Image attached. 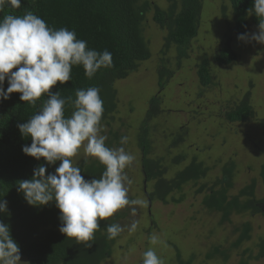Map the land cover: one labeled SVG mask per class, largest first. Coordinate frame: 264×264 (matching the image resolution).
Masks as SVG:
<instances>
[{
	"label": "rangeland",
	"instance_id": "obj_1",
	"mask_svg": "<svg viewBox=\"0 0 264 264\" xmlns=\"http://www.w3.org/2000/svg\"><path fill=\"white\" fill-rule=\"evenodd\" d=\"M139 1L151 5L144 28L151 58L140 64L128 79L115 84L117 113L110 126H103L102 134L107 138L111 133L129 138L127 144L115 143L114 146L124 147L136 156L134 164L126 169L133 180L129 197L146 199L148 206L137 207L135 217L130 209H126L127 217L122 219L121 225H128L135 219L139 221L138 228L135 232L126 230L120 234L112 255L103 264H143V253L150 247L165 264H178V252L184 261L193 259V264H240L243 259L248 264H264V259L254 261L250 260V254L244 255L245 251L256 255L254 247L264 237V216H234L232 223L221 225V215L206 210L203 206L205 194L197 193L202 186L212 187L222 179L225 167L233 163L235 171L230 195H237L255 182L256 199H264L260 177L264 136L259 124L264 120V44L238 39L229 0H204L198 36L179 65L177 47L171 46L165 51L167 31L160 28L154 17L155 8L167 11L173 2L180 3L181 0ZM258 31L259 26L250 23L246 33ZM227 45L239 58L229 66H219L215 57ZM204 61L209 63L213 78V85L208 88L201 85L198 76L199 66ZM162 62H166V68L173 73L163 90L159 87ZM247 96L254 118L244 123L228 122L226 113L235 110ZM154 97L161 101L162 114L149 125L151 158L163 161L167 169L165 179L172 180L195 159L210 170L204 180L172 193L167 202L149 200L148 195L154 191L155 184L145 181L142 152L138 146L140 125ZM179 137L183 141L174 146ZM181 156L183 161L173 165V160ZM90 158L81 149L73 160L79 166ZM173 199L181 202L175 203ZM245 223L252 227L251 240L232 249L239 237L236 229ZM153 234L159 235L161 242L157 245L150 244L149 237ZM217 248L228 251L230 259L224 262L217 256L207 260ZM21 261L22 264L25 262Z\"/></svg>",
	"mask_w": 264,
	"mask_h": 264
},
{
	"label": "trees",
	"instance_id": "obj_2",
	"mask_svg": "<svg viewBox=\"0 0 264 264\" xmlns=\"http://www.w3.org/2000/svg\"><path fill=\"white\" fill-rule=\"evenodd\" d=\"M204 0H181L173 2L169 9L155 8L154 21L162 30L167 31L165 39V51L171 46L178 49V61L187 57V50L191 42L197 38L200 27V19ZM235 21L237 35L245 34L249 24L259 26L260 20L249 10L253 8V0H229ZM150 3L140 4L139 0H21V6H11V0H3V8L0 10V20L7 15H25L32 11L40 16L49 27L54 29L68 28L74 30L78 39L85 40L90 49L112 54V65L102 68L93 78L85 75L82 66H73L71 80L65 84H57L51 91L59 90L62 98L71 96L75 99L76 89L99 87L100 95L104 101V113L102 125L110 126L113 115L118 109V95L115 84L128 79L137 71L140 64L151 58V51L144 36L146 16L150 10ZM165 54V53H164ZM237 53L227 45L215 57V63L219 66H229L238 60ZM162 62L159 68V87L165 89L172 72ZM198 76L203 87L213 85V78L209 63L204 61L199 66ZM7 79L4 89L8 87ZM44 96L37 101L33 108L29 103L20 100L19 93L11 94L6 101H0V198L7 202V211L0 213V221L10 227L12 239L20 248L21 260L27 264H103L113 253L120 235L109 239L106 228L115 222L121 224L127 217V208L118 211L113 217L100 221V230L95 233L94 239L88 242H77L67 238L59 229L61 226L60 211L55 201L46 206L29 205L22 192L18 191V182L33 178V170L43 165L48 174H54L60 161L48 164L43 158L37 160L23 153L22 148L31 144L30 137H24L17 125L25 123L33 115L37 114L44 100ZM245 97L235 110L226 113V119L230 123H244L254 118V111ZM161 101L154 97L150 102L145 120L140 125L138 133V146L142 152V172L147 183H154V191L149 200L167 202V198L174 192H181L188 184H198L204 180L209 169L203 163L193 160L184 170L178 172L168 181L165 179L166 168L161 159L151 158V142L149 140V125L153 119L162 114ZM74 109L66 105V115L70 116ZM260 128L264 136V120L260 121ZM118 134H112L106 141L110 148L114 144H120ZM183 141L178 138L174 146ZM75 158V157H74ZM73 158V159H74ZM183 157L173 160V165L183 161ZM85 180L99 179L104 166L94 157L84 160L78 166ZM235 165L228 164L223 170V178L217 180L212 187L202 186L197 193L205 194L203 206L210 213L221 215L220 224L232 223V217L251 215L264 216V199H256V183L253 182L242 189L237 195H230L233 189ZM264 185V163L260 174ZM175 203L181 201H175ZM150 202V203H151ZM238 240L232 245V249H238L244 243L251 240L252 227L245 223L236 229ZM256 255L251 251L250 260L260 261L264 259V237L259 240L256 247ZM219 256L224 262L230 259L228 251L215 249L207 256L212 260ZM178 264H193V259L184 261L180 253H177ZM240 264H248L242 260Z\"/></svg>",
	"mask_w": 264,
	"mask_h": 264
},
{
	"label": "clouds",
	"instance_id": "obj_3",
	"mask_svg": "<svg viewBox=\"0 0 264 264\" xmlns=\"http://www.w3.org/2000/svg\"><path fill=\"white\" fill-rule=\"evenodd\" d=\"M11 6L19 8L21 0H11ZM2 8L3 0H0ZM249 12L259 18V31L241 34L238 39L264 44V0H253ZM111 65L109 51L90 49L74 30L51 28L32 11L22 17L7 15L0 20V101L19 93L21 101L35 108L37 101L47 96L38 113L17 127L22 136L32 141L22 148L25 155L37 160L43 158L48 164L60 161L55 173L47 176L43 165L35 168L32 179L18 182V191L31 206H46L55 201L61 214L59 231L77 242L93 240L100 230L99 222L118 211L128 208L135 217L137 207L148 206L146 199L129 197L133 180L126 169L134 164L136 156L124 147L106 145L108 138L102 134L101 89L95 86L76 89L74 100L71 96L62 98L59 90L51 91L57 84L65 85L71 80L73 66H82L91 79ZM6 79L9 86L5 91ZM66 105L74 109L70 116L66 115ZM128 142L127 136L121 138L122 145ZM81 149L104 166L99 179L85 180L81 175L73 160ZM6 211L7 202L0 198V213ZM138 225L135 219L128 225L113 222L106 232L113 239L126 230L135 232ZM149 241L151 245L161 242L158 234L151 235ZM0 264H22L20 248L3 221H0ZM143 264L165 262L150 247L143 253Z\"/></svg>",
	"mask_w": 264,
	"mask_h": 264
}]
</instances>
